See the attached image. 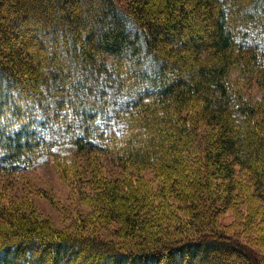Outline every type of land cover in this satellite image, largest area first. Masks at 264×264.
I'll use <instances>...</instances> for the list:
<instances>
[{
    "label": "trees",
    "instance_id": "1",
    "mask_svg": "<svg viewBox=\"0 0 264 264\" xmlns=\"http://www.w3.org/2000/svg\"><path fill=\"white\" fill-rule=\"evenodd\" d=\"M52 157L116 232L0 200V264H264V0H0V174Z\"/></svg>",
    "mask_w": 264,
    "mask_h": 264
},
{
    "label": "rangeland",
    "instance_id": "2",
    "mask_svg": "<svg viewBox=\"0 0 264 264\" xmlns=\"http://www.w3.org/2000/svg\"><path fill=\"white\" fill-rule=\"evenodd\" d=\"M75 150V148H67L65 158L67 164L77 163L78 166V163L85 162L86 157L76 155ZM57 159L58 157L48 158L32 168L13 175L0 174V185L3 186V189L0 190V200L8 206H20L30 211L32 215L49 220L53 226L62 231H76L80 228L84 231L90 230L91 233L99 232L102 239L113 238L110 232H116V224L97 222L98 214L96 212H99V209L97 211L92 205L86 204V200H83L86 196L80 193L78 179L76 178L77 181L72 180L74 177L70 170L68 172L60 171L56 166ZM152 172V169L146 171L145 177L158 188L159 181L157 178H153ZM248 186L251 190L247 191L245 188L240 190L237 199L230 204L228 209L225 210L226 207H224L223 213L218 215L217 220L225 231L236 237L240 235L239 238L242 240L249 238L248 235L241 232L244 230V224L250 228L248 229L250 236H253L249 232L253 227L254 232L257 231L254 234L258 233L261 238H264L262 236L264 235V201H260L258 197H251V194L256 195V192L251 185L248 184ZM259 209L262 211L261 215H259ZM176 210L180 209L176 208ZM180 213L183 214V211ZM84 217L91 223H83L81 220ZM181 218V226L189 228L186 222L183 223L186 218L183 215ZM175 222L176 217L173 223ZM258 245L264 251V240H259Z\"/></svg>",
    "mask_w": 264,
    "mask_h": 264
}]
</instances>
